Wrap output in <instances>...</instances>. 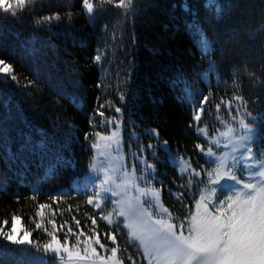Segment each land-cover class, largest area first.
Instances as JSON below:
<instances>
[{
  "label": "trees",
  "instance_id": "1",
  "mask_svg": "<svg viewBox=\"0 0 264 264\" xmlns=\"http://www.w3.org/2000/svg\"><path fill=\"white\" fill-rule=\"evenodd\" d=\"M92 3V14L83 0H29L23 10L14 5L15 15L0 8V59L12 68L0 81V226L10 228L15 215L39 250L50 234L71 244L98 238L117 246L127 264H147L122 220L108 224L87 203L83 178L97 133L120 117L153 142L162 206L186 232L217 158L227 156L238 180L245 178L214 135L244 118L254 125L253 159L264 162V0ZM198 34L208 43L205 54ZM244 173L258 183L253 171ZM216 195L224 198L219 189ZM47 257L35 261L0 236V264H56Z\"/></svg>",
  "mask_w": 264,
  "mask_h": 264
},
{
  "label": "snow or ice",
  "instance_id": "2",
  "mask_svg": "<svg viewBox=\"0 0 264 264\" xmlns=\"http://www.w3.org/2000/svg\"><path fill=\"white\" fill-rule=\"evenodd\" d=\"M28 2L29 0H12V2L6 4L0 3V8L5 12L11 11L15 15L14 5L16 9L23 10ZM112 2L113 0H100L101 4ZM131 3L132 0H119L116 6L127 8ZM83 6L89 14L93 13L92 0H83ZM44 19H51V17H45ZM96 59L99 60L100 57L97 56ZM0 73H12L11 66L2 59H0ZM11 79L16 80L17 77L13 74ZM0 81L6 82L7 75L0 76ZM235 99L242 100V97L237 96ZM207 102L208 97H203L198 106V110L193 117L197 123L201 121V114L204 112L203 105ZM230 105L231 101H229ZM219 107L220 105H217V108ZM116 111L119 112L120 109L117 108ZM251 115L249 112L248 116ZM239 127L244 130L242 136L236 137L240 141V146L245 149V152L241 153V159L252 161L253 148L250 144H244V141L251 142L253 140L254 125L241 118ZM197 131L201 134H207L206 128L203 127L198 128ZM234 132L235 129L228 127L220 135L230 138ZM116 135V133H113V137ZM216 143L219 144V141H216ZM197 147L201 146L197 145ZM201 150L203 151L202 148ZM206 154L209 156L215 155L211 148L207 150ZM215 164L216 167L207 172L211 187L205 190L210 192V196L201 194L199 201L196 203V212L190 213L188 218L186 232L184 223L176 225L163 218L153 220L152 214L140 206L139 196L127 198V190L132 187L142 195L150 194L155 200H159V190L141 189L133 183L134 170L131 174L124 172L120 177V183H116V177L109 176L105 169V180L102 182L101 187H103V184H115L116 188L121 191H112V196L121 195L123 192L125 198L113 201L119 206L117 214L125 217L128 221L126 227L130 229L129 236L139 242L145 258L149 259V264H152L153 261H155V264H264V179H261L259 183L239 181L233 166L228 163L227 156L217 158ZM91 167L93 170H97L95 164ZM148 167L151 168L152 166L148 165ZM245 167L256 168L257 165L253 163L245 165ZM195 174L199 175V173ZM251 175L264 178V167L258 168ZM228 181L235 183L229 184ZM241 183H243V190L237 188V185ZM218 189L224 198L214 200L213 197H215ZM104 190L109 191V189ZM94 196L98 198L100 193L97 192ZM87 203L94 204L96 208L101 207L100 203H94L93 197H89ZM44 207L46 205H40L41 209ZM163 211L167 212L168 210L163 209ZM38 215L42 216L43 213L40 212ZM111 216L112 212H109L107 216L102 218L112 223ZM16 219L17 217L13 215L12 220L15 221ZM49 222L54 224V221ZM7 223V221H4L5 225ZM93 224H95V220H93ZM36 226L40 228L41 224ZM69 232H71V229H69ZM50 235H52V239L49 243L43 245L44 250L55 254L61 264L65 259L63 254H66L69 261L89 258L87 255L81 256L79 251H74L68 246L67 240L61 243L54 234ZM0 236L13 245H31L33 243L31 240L14 239L13 229L4 231L3 228H0ZM110 239L115 242L116 237L113 235ZM95 242L100 243L98 238ZM100 246L104 247L103 244ZM111 251L115 256L117 249L112 248ZM85 252H87V248H85ZM95 252L96 249L92 248V253L95 254ZM129 260H131V257H129ZM132 264H135V261H132Z\"/></svg>",
  "mask_w": 264,
  "mask_h": 264
},
{
  "label": "rangeland",
  "instance_id": "3",
  "mask_svg": "<svg viewBox=\"0 0 264 264\" xmlns=\"http://www.w3.org/2000/svg\"><path fill=\"white\" fill-rule=\"evenodd\" d=\"M214 0H208L209 4H212ZM197 43L200 51L205 54L208 51V43L201 36V34L197 35ZM208 69L210 66L207 65ZM4 73H0V76H3ZM205 81H208V77L205 74L203 76ZM105 128L97 133L92 151L93 158L92 162L88 166L86 173L83 178V186L90 189L89 197L94 198V203L98 202L101 204L100 208H96L94 204H90L94 209L100 211L102 217L107 216L109 212H112V216L110 217L112 223L116 222L118 219L122 220L123 225L126 227L128 221H126L125 217L119 216L117 214L119 206L113 201L121 200L124 197L123 192L121 195L112 196V191H121L117 189L115 184H103L102 182L105 180V169L107 170V174L109 176L116 177V183H120V177L124 172L129 174L133 173L134 170V179L133 183L138 185L141 189H156L159 190V200H155L150 194L142 195L136 191L135 188L129 187L127 190V198H134L139 196L140 206L150 212L152 214V219H160L163 218L171 222L169 215L167 212H164L165 209L162 206V190L161 187L155 183L157 176L155 174L154 169V157H157L159 154L157 152V148L154 147L153 142L149 140H144L143 136H140L138 130H135L132 126L130 128L126 127V123L123 118H113L109 122H106ZM235 132L230 138H225L220 134L222 131L212 137V141L216 143V141H220L219 146L225 148L227 153L234 159H237V163L240 165V171L242 175H245L243 179V183L252 182L247 177L245 171H253L256 172L258 168L264 167V162L261 160H243L241 159V153L245 152V149L240 146V141L236 139L237 136H242L244 134V130L240 127L233 128ZM225 132V131H223ZM113 133L117 135L113 137ZM205 136V134H202ZM118 141V142H117ZM244 144H249V141H244ZM227 145V146H225ZM246 154V153H245ZM171 163H174L180 171L186 170V164L181 160H172L169 158ZM257 165L256 168L245 167V165L253 164ZM95 164L97 170H93L91 165ZM236 164V163H235ZM148 165L152 167L149 168ZM254 179L261 181V177L254 176ZM229 184H234L233 181H228ZM243 183L237 185V188L243 190ZM253 183V182H252ZM86 185V186H85ZM204 188H210L211 185L209 181L205 182ZM104 189H109V191H105ZM203 194L205 196H210V192L203 189ZM99 192L100 196L97 198L94 196L95 193ZM231 194V193H228ZM216 195V194H215ZM217 196V195H216ZM88 197V198H89ZM214 199V197H213ZM135 202V201H134ZM214 211V209H213ZM147 219V217H145ZM108 224V220H105ZM111 223V224H112ZM172 223V222H171ZM0 228H2L0 226ZM10 229L14 230V239H23V240H31L29 232L25 231L18 219L12 222L10 228H3L4 231H8ZM128 232L130 229L126 227ZM59 240V239H58ZM60 241V240H59ZM96 241V240H95ZM85 243V244H71L67 242L68 246H70L74 251H79L81 256L87 255L88 259L76 260L73 259L69 261L67 259L66 254H63L65 259L63 264H127L122 257L118 255V250L116 255L113 256L111 249L116 248L117 246H108L106 243L100 241L99 244L96 242ZM61 243H64L60 241ZM138 242V241H137ZM49 243V242H48ZM139 243V242H138ZM47 244V243H45ZM44 244V245H45ZM103 244L104 247L100 245ZM78 245V247H77ZM24 249L27 251L29 256L33 258V260L38 262H43L48 260L47 256H52L55 258L56 264H61V261L58 257L55 256L52 252H46L43 249H38L33 245L24 244L22 245ZM30 246V248H28ZM140 246V245H139ZM85 248H87V252H85ZM92 248L96 249L95 254L92 253ZM108 248V250H107ZM142 252L143 249L140 246ZM144 254V252H143ZM145 256V255H144ZM147 264H149V259L145 258ZM155 264V261L152 262Z\"/></svg>",
  "mask_w": 264,
  "mask_h": 264
}]
</instances>
